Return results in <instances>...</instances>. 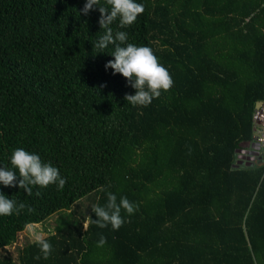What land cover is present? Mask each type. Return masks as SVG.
<instances>
[{
  "label": "trees",
  "instance_id": "obj_1",
  "mask_svg": "<svg viewBox=\"0 0 264 264\" xmlns=\"http://www.w3.org/2000/svg\"><path fill=\"white\" fill-rule=\"evenodd\" d=\"M85 2L0 0V167L23 148L67 180L31 196L0 185L26 205L0 216V251L91 199L82 219H57L47 259L34 241L0 264H264V151L241 146L264 102V0H136L137 21L111 27L174 81L147 107L106 69L114 46L94 49L101 13L80 14ZM108 192L138 205L119 230L92 222Z\"/></svg>",
  "mask_w": 264,
  "mask_h": 264
},
{
  "label": "clouds",
  "instance_id": "obj_2",
  "mask_svg": "<svg viewBox=\"0 0 264 264\" xmlns=\"http://www.w3.org/2000/svg\"><path fill=\"white\" fill-rule=\"evenodd\" d=\"M105 3L110 7L101 6L100 0H86L84 8L80 11V14L86 16L98 8L101 13L99 24L103 34L93 45L94 49L103 53L109 45L114 46L111 54L114 60L106 64V69L110 68L114 74L122 75L136 90L135 95H125L124 99L128 104L133 107H147L154 99H158L162 92L169 91L174 86V81L151 48L126 43L127 32L118 30L114 33L111 27L117 19L121 29L133 25L138 16L144 13V6L136 0H105ZM10 162L12 169L0 167V185L4 187L16 188L18 186L31 196L32 188L35 186L47 188L56 185L58 190H63L67 183L57 167L51 163L42 162L39 155L29 153L23 148L13 151ZM14 170H18L19 175ZM36 195L40 196L41 193L37 191ZM107 201L105 206H93L92 211L98 217L97 220L89 217L101 229L111 225L113 230H119L124 224L121 210H125L129 215L138 210V205L133 204L126 197H121L118 203L116 195L111 192L107 193ZM25 207L24 203L18 204L0 191V216L19 215ZM28 211L31 212L32 209L29 208ZM86 227L87 225H84L85 230ZM33 238L39 245L43 257L47 259L52 251L51 244L42 234H34ZM106 242V238L101 235L97 246L102 247ZM36 259L40 257L37 256Z\"/></svg>",
  "mask_w": 264,
  "mask_h": 264
},
{
  "label": "rangeland",
  "instance_id": "obj_3",
  "mask_svg": "<svg viewBox=\"0 0 264 264\" xmlns=\"http://www.w3.org/2000/svg\"><path fill=\"white\" fill-rule=\"evenodd\" d=\"M241 146L248 151L254 150L256 147L255 142L253 144L242 143ZM90 203L91 199H83L79 204L75 205L72 210L54 215L43 224L27 227L24 232L19 234L15 244L0 251V257L12 256L16 260L18 258L19 250L26 244L35 241L33 238L34 234H42L44 238L47 237L49 231L53 230L52 228L56 225L57 219L59 218H68L72 215L75 218L82 219L83 216H86L88 208L91 206ZM85 225H87V223Z\"/></svg>",
  "mask_w": 264,
  "mask_h": 264
},
{
  "label": "built area",
  "instance_id": "obj_4",
  "mask_svg": "<svg viewBox=\"0 0 264 264\" xmlns=\"http://www.w3.org/2000/svg\"><path fill=\"white\" fill-rule=\"evenodd\" d=\"M254 132H255V149L258 152L264 151V102L255 109L253 118Z\"/></svg>",
  "mask_w": 264,
  "mask_h": 264
},
{
  "label": "water",
  "instance_id": "obj_5",
  "mask_svg": "<svg viewBox=\"0 0 264 264\" xmlns=\"http://www.w3.org/2000/svg\"><path fill=\"white\" fill-rule=\"evenodd\" d=\"M260 104H261V102H258V103L256 104V108H258ZM250 153H251V152H250Z\"/></svg>",
  "mask_w": 264,
  "mask_h": 264
}]
</instances>
